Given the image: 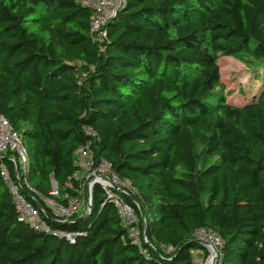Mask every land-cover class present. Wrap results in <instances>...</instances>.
I'll return each instance as SVG.
<instances>
[{
	"label": "trees",
	"instance_id": "1",
	"mask_svg": "<svg viewBox=\"0 0 264 264\" xmlns=\"http://www.w3.org/2000/svg\"><path fill=\"white\" fill-rule=\"evenodd\" d=\"M93 14L82 0H0V117L22 135L44 195L51 179L72 178L90 142L137 188L127 200L147 241L130 239L98 186L87 217L32 228L4 156L0 264H194L200 228L222 239L216 264H264V73L235 101L217 58L264 59V0H125L102 46Z\"/></svg>",
	"mask_w": 264,
	"mask_h": 264
},
{
	"label": "built area",
	"instance_id": "2",
	"mask_svg": "<svg viewBox=\"0 0 264 264\" xmlns=\"http://www.w3.org/2000/svg\"><path fill=\"white\" fill-rule=\"evenodd\" d=\"M125 0H82L84 6L93 10L90 22V36L102 46L107 38V23L113 18ZM9 156L15 165V177L1 163V171L12 193L19 218L29 226L42 232H51L47 218L69 222L82 217L92 210L93 195L96 186L100 187L104 197L110 201L121 219L122 225L132 241L141 245L147 241L141 235L139 216L127 198H132L137 188L132 180L120 177L112 164L104 158H96L90 142L78 147L74 153V163L78 170L72 178L60 187L51 179L49 195L37 191L28 179L29 151L22 135L3 116L0 117V160ZM54 234L73 240L75 233L55 230ZM194 239L203 242L204 250L194 251V264H213L220 257L222 239L213 229L200 228L194 233Z\"/></svg>",
	"mask_w": 264,
	"mask_h": 264
},
{
	"label": "rangeland",
	"instance_id": "3",
	"mask_svg": "<svg viewBox=\"0 0 264 264\" xmlns=\"http://www.w3.org/2000/svg\"><path fill=\"white\" fill-rule=\"evenodd\" d=\"M252 48V47H251ZM222 81L227 87L228 98L247 100L264 73V59H258L252 51H241L232 55L218 53Z\"/></svg>",
	"mask_w": 264,
	"mask_h": 264
},
{
	"label": "water",
	"instance_id": "4",
	"mask_svg": "<svg viewBox=\"0 0 264 264\" xmlns=\"http://www.w3.org/2000/svg\"><path fill=\"white\" fill-rule=\"evenodd\" d=\"M88 215H89V213L86 214V215H84V216H82V217H79V219L85 218V217H87ZM196 242H197V243H200V244L203 245V242H202V241L196 240ZM216 263H217V260H214L213 264H216Z\"/></svg>",
	"mask_w": 264,
	"mask_h": 264
}]
</instances>
